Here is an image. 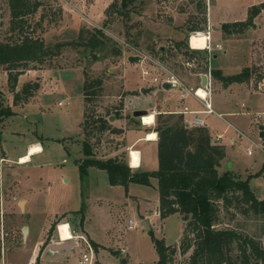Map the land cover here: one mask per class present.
Here are the masks:
<instances>
[{
	"label": "rangeland",
	"instance_id": "obj_1",
	"mask_svg": "<svg viewBox=\"0 0 264 264\" xmlns=\"http://www.w3.org/2000/svg\"><path fill=\"white\" fill-rule=\"evenodd\" d=\"M11 1L0 0V41L20 40L25 35L39 37L44 39L49 53L44 61L30 62L22 69L17 82L20 99L16 104V89L10 86L8 70L0 68L5 102L17 105L15 108L22 111L18 116L15 113L6 117L2 123L0 264H25L33 256L34 264L41 261L42 264H84L80 258L85 252L91 253L89 242L94 252L93 264H159L152 233L176 248L169 264H195L194 245L186 251L183 249L186 236L183 216L176 213L166 221L159 213L157 177L151 176L148 184L112 185L105 169L93 165L82 174L78 161L86 157L83 150L86 140L92 144L98 158L119 157L130 166L138 167L140 162L133 164V151L137 149L130 148L131 143L139 134L155 128L161 113L163 118L171 116L173 120L183 115L186 125L183 113L157 111L155 123L147 127L134 111H155L149 110L146 96L140 90L141 86L154 84L153 76L161 69L150 59L158 60L185 80L191 73L206 69L202 59L204 51L191 54L190 44L189 47L179 45L177 40L166 36H179L171 26L177 27L173 12L184 13L178 16L182 23L179 27L184 28L188 36L197 30L188 31L187 27L202 28L198 31L206 34L213 31L208 22L205 23L207 0H41L37 10L19 16L14 15ZM262 2L264 0H211L210 20L221 26L224 22L246 19L251 7ZM126 11L129 16L124 15ZM100 29L102 33L97 31ZM94 34L103 43L92 51L86 44ZM217 40L222 42L223 49L214 48ZM59 43L62 45L57 46ZM210 44L213 51L207 66L223 64L229 73L248 66L252 76V82L247 83L249 87L236 89L228 96L223 94L231 91L225 90L226 82L214 78L212 99L216 110L240 111L233 115L226 113L225 119L207 114L213 132L223 133L222 142L227 144L228 159L222 161L224 165L219 167V173L231 170L236 178L249 179L256 194L264 198V151L255 146L253 154L248 153V146L255 144L253 142L264 144V80L259 83L264 76V11L250 27L244 26L239 32L227 31L223 24L222 31H215ZM214 52L217 58H212ZM130 56L139 59L130 60ZM188 62H195L196 66ZM25 86L28 87L24 91ZM85 87L89 92L87 97ZM252 87L263 90L252 92L249 90ZM49 89L57 91L46 92ZM27 90L32 93L29 97H26ZM46 94L50 95L44 96ZM83 97L86 115L93 121L86 129L83 128ZM242 102L247 103L245 109ZM247 110L253 113L241 112ZM100 118H106L110 128L100 130V121L94 122ZM226 119L242 129L244 135ZM203 127L208 128V125ZM211 136L216 142L215 136ZM31 140H40L45 152L34 155L33 162L19 163V154ZM137 146L143 152L140 171L156 170L158 147L147 141ZM27 198L29 213L26 212ZM59 211L36 256L35 242L43 236L49 217ZM231 212L236 211H221L217 227L234 228L264 244V213L248 216ZM131 220L135 222L133 228L129 227ZM25 226H28L27 232ZM77 231L83 232L89 242L77 238ZM58 235L61 239L73 238L69 242L77 241V245L62 254L46 251L41 258L42 251L54 243ZM189 237L193 238L194 233H189ZM91 239L99 244L98 248Z\"/></svg>",
	"mask_w": 264,
	"mask_h": 264
},
{
	"label": "trees",
	"instance_id": "obj_2",
	"mask_svg": "<svg viewBox=\"0 0 264 264\" xmlns=\"http://www.w3.org/2000/svg\"><path fill=\"white\" fill-rule=\"evenodd\" d=\"M31 1L12 0L14 15L19 16L37 10L41 0ZM263 9L264 2L253 5L247 20L224 24V29L239 32L244 26L250 27V23H253ZM128 12H124V15L129 16ZM232 26L234 30H231ZM191 30L198 31L202 28H191ZM97 31L102 33L101 29ZM102 43L103 41L94 34L86 45L95 51ZM178 44L189 47V36ZM61 45L59 43L57 46ZM202 51L205 52L202 59L207 68L208 50L191 48V54ZM48 53L49 49L44 39L39 37L25 35L20 40L0 41V68L5 67L8 70L10 86L16 89L15 104L20 99L17 82L22 69L30 62L44 61ZM213 74L215 78L226 83L245 82L251 77L248 68L231 75H224L219 69L214 68ZM97 83L101 84V80ZM27 87L25 86L23 90L25 91ZM31 94L28 91L26 97ZM84 94L86 97L89 95L86 87ZM15 113L12 105L5 102L4 91L0 85V154L4 153L2 123L6 117ZM84 117L83 128L86 129L93 121L89 120L86 111ZM183 117L179 115L177 120H173L171 116L163 118V114H160L154 128L158 132L159 167L156 170L133 171L134 168L129 162L119 157L98 158L94 154L92 144L85 140L83 150L86 157L78 161L81 173H87L89 166L95 165L108 172L112 185L125 186L130 182L148 184L151 176L157 177L161 217L166 218L176 213L183 216L186 221L183 249L186 251L194 245L192 259L195 264H264V244L259 239L234 228L217 227L221 221V211L229 212L230 209H234L236 212H231L233 215L237 212L248 216L263 214L264 198L256 194L249 179L236 178L231 170L219 173V167L222 166V161L227 155L225 146L212 141V136L206 127L192 129L186 127ZM96 121H100L98 126L100 130L110 128L106 118L94 120ZM189 233H194V237L190 238ZM152 237L159 254L158 263L169 264L170 256L176 248L169 246L164 239L157 238L153 233ZM92 242L95 248L99 247L97 242Z\"/></svg>",
	"mask_w": 264,
	"mask_h": 264
},
{
	"label": "crops",
	"instance_id": "obj_3",
	"mask_svg": "<svg viewBox=\"0 0 264 264\" xmlns=\"http://www.w3.org/2000/svg\"><path fill=\"white\" fill-rule=\"evenodd\" d=\"M210 4H211V0H210V2L208 3V5H207V3H206V6H207V9H208V11L207 12H205L206 14H207V17L205 18V23H207L208 22V26L210 27H212L213 28V31H210V35H211V37H212V39H213V37H214V33H215V31L216 32H218V33H220L221 31H222V25L223 24H228V23H233V22H236V21H245V20H247V17H248V15L249 14H247V17H246V19H235L234 21H229V22H224L221 26H219V25H217V24H215V23H213L211 20H210ZM209 6V7H208ZM264 11V9L262 10V12ZM204 13V14H205ZM182 14H184L183 12H180V13H175V12H173V13H171V15H173V17H174V19H175V21H174V23L177 25V27L175 28V25L173 26V25H171L174 29H175V31L179 34V36L177 37V36H173V35H167L166 37H170V38H174L175 40H177V42H179V41H181V40H184L188 35H187V33H186V30L184 29V28H180L179 27V25H181V27H182V23H180L179 21H178V16L179 15H182ZM259 16V15H258ZM258 16L255 18V20H254V22L257 20V18H258ZM149 21H151V20H149ZM148 23H151V22H148ZM161 27H162V25H161ZM193 28H195V27H193ZM231 28H234L233 26L231 27ZM186 29H188V31L190 30L191 31V28H186ZM259 29V28H258ZM209 30V29H208ZM207 31V30H206ZM157 33H161V32H159V31H157ZM257 33H258V31H257ZM192 35V34H191ZM191 35H189V39H190V36ZM219 37V36H218ZM228 38H230V37H228ZM232 39V38H231ZM216 43H219V44H221L222 45V49H223V44H222V42L220 41V40H217L216 42H215V44ZM195 49H199V48H195ZM200 49H203V48H200ZM226 53V52H225ZM131 57V56H130ZM218 57V54L216 53V52H214V55H212V58H217ZM213 60V59H212ZM247 60V58L245 59V60H243V62L245 63V61ZM236 61V60H235ZM210 62H211V60H210ZM238 62V61H237ZM239 64V66L240 67H243L244 65L242 64V63H238ZM211 65V64H210ZM223 65V64H222ZM217 65V66H212V68L214 69H219L224 75H231V74H236V73H238V72H241L244 68H249L248 66H244V68L243 69H241L240 71H238V72H236V73H229L228 71H227V69H226V66L225 65ZM192 69L193 68H191V71H192ZM206 70V69H205ZM204 70V71H205ZM204 71H196V72H194V73H191L190 74V76L189 77H187V79L185 80L184 79V81H185V83L189 86V87H199V86H202L203 85V83H202V76L204 75L203 74V72ZM214 75V74H213ZM214 78H215V76H214ZM263 80H264V76L262 77V80H260L259 81V83L260 82H263ZM250 82H252V76L250 77V79L249 80H247V81H245V82H227V83H225V90H228V89H230L231 91H229V92H226V93H223L224 95H226V96H228L229 95V93H232L234 90H236V89H240V88H244V87H249L248 85H247V83H250ZM258 83V84H259ZM45 83H43V86H44V88L46 89V84L44 85ZM235 87H238V88H235ZM142 89H145V92H143V90ZM174 88H171V87H164V86H160L159 84H157V83H154V84H149L148 86L147 85H144V86H141L140 87V90H142L141 92L143 93V95H145L146 96V100L145 101H147V103L146 104H148L149 105V110L151 111V110H155L153 113H155V115H156V113H157V111H161V112H165V113H173V112H180L181 113V111L184 109V107L185 106H188L189 108H191L192 110H203L204 108H205V106H204V104L198 99V98H196L195 96H193V95H188V96H186L184 99H182L181 98V95H180V92L179 91H177V89L175 90V91H177V92H179V99H177V93L173 90ZM250 91H252L253 92V90H257V91H262L263 89H262V87H260V88H258V89H255V88H250L249 89ZM49 91L53 94L55 91H57V90H52V89H49V90H47L46 92H48L49 93ZM169 92H171V94H170V96L168 95V93ZM228 94V95H227ZM47 95H50V94H46V95H44V96H47ZM83 95V94H82ZM42 99H43V97H42ZM41 99V100H42ZM212 101H213V99H212ZM60 102H61V100L59 101V104H60ZM69 102V101H68ZM63 103V102H62ZM83 107H84V114H83V119H84V115H85V104H84V97H83ZM213 104H214V108H215V102H213ZM12 105V108L14 109V111L16 112V115L15 116H18L22 111H20V109H16L15 108V106H17V105H13V104H11ZM241 106L245 109L246 107H247V103L246 102H242L241 103ZM22 110H25L26 108H21ZM215 110H216V108H215ZM221 110V109H220ZM242 113H253L252 111H241ZM218 113H221L222 114V116H219L218 115ZM226 113H228V115L229 114H239L240 113V111H228V112H223V111H219L218 109L216 110V113H213V114H217L219 117H222V118H224L225 119V115H226ZM258 113V112H257ZM202 117H204L205 119H206V121H207V125H208V128L210 129V132H211V134L212 135H214L215 136V139H216V142H219V141H221L222 142V139H223V133H218V134H216V132H213V129H212V125H210V123H209V117H207V114H205V113H201L200 114ZM209 115H211V114H209ZM185 116H187V117H191V116H193V114H191V113H187ZM83 119L81 120V122L83 121ZM227 120V119H226ZM155 121H156V118H155ZM228 121V120H227ZM229 122V121H228ZM229 124L230 125H232V126H234V128H236V129H238L239 130V133L241 132V133H243V135H244V131L242 130V129H240L239 127H237L234 123H232L231 121L229 122ZM152 125L153 124H146V126L147 127H152ZM262 128H264V126L262 125ZM152 131H155L154 130V128H152V129H150V130H147L145 133H143V134H139L135 139H134V142H132L130 145H131V147L130 148H135V149H137V150H139V152H140V156H141V160H140V165L138 166V167H134L133 166V168H137L138 170H140V168H142V166H143V152H142V150L137 146V144L138 143H140V142H142V141H147L148 143H150V144H154L156 147H158V142H157V139H158V136H157V138L156 139H146V136H147V134L149 133V132H152ZM13 132H16V131H13ZM16 133H19V132H16ZM157 135H158V132H157ZM218 136H222L221 138H219ZM236 139V137H234V140ZM35 144H40L41 145V147L43 148V150L41 151V152H37V153H35V154H33L32 155V157H31V160L30 161H27V162H24V163H29V162H33V157H34V155H36V154H39V153H43V152H45V148H44V145L42 144V142L40 141V140H31V141H29L28 143H27V145H26V147H23V149H22V151H21V153L19 154V156H18V162H19V159H20V157L21 156H23V155H25V154H29V152H30V148H31V146L32 145H35ZM222 144L225 146V148H226V152H227V155H226V159H228V151H227V144L225 143L224 144V142H222ZM251 145V144H250ZM136 146V147H135ZM138 147V148H137ZM131 150V149H130ZM130 152V155H131V151H129ZM131 158V157H130ZM7 160H9V161H12V160H10L9 159V157H7L6 158ZM19 163H21V162H19ZM224 163V162H223ZM222 163V166L224 165ZM228 163V162H227ZM230 166H233L232 165V163H231V165ZM20 173V172H19ZM65 180H68V179H65ZM48 188H50V185H48ZM253 188V187H252ZM254 189V188H253ZM26 203L28 204V205H26V212L27 213H29V208H28V206H29V199L27 198L26 199ZM62 212V211H61ZM159 213H160V210H159ZM59 214H60V211L59 212H56V214L54 215V216H50L49 217V219H48V221H47V224L45 225V227H44V231H43V236L39 239V240H37L36 242H35V244H34V248H35V255L37 256V253L36 252H38L39 253V249L41 248L40 247V245L41 244H43V241H44V238H45V234H46V232L49 230V228H50V226H51V222H54L55 220H57L58 219V217H59ZM174 215V214H173ZM31 216V215H30ZM170 216H172V215H170ZM170 216H168V217H166V218H163V219H165L166 221H167V219H169V217ZM66 222H69L70 223V226H71V230H72V232H73V229H72V223L68 220V221H66ZM135 223V222H134ZM59 224V223H58ZM58 227V226H57ZM78 232V231H77ZM77 238L79 237V238H84L85 240H87L85 237H84V233L83 232H78V235L76 236ZM67 239H69V238H67V237H65V239L63 238V239H61V237H60V235H58V237H57V239L54 241V243H52V244H50L49 246H51V245H63V246H66V245H70V248H62L61 250H57V249H52V248H49V246H47V248L44 250V251H42V253L40 254V257L42 258V256H43V253L44 252H46V251H50V250H53V251H56V252H59V253H66V252H68L71 248H73L75 245H77V241H75V242H69V241H71L72 239H69V240H67ZM92 241H93V239H91ZM87 242H89L88 240H87ZM89 244H91L90 242H89ZM93 261H94V252H93ZM41 258H40V261H41ZM81 259V258H80ZM34 256L31 258V261L29 262V263H25V264H34ZM102 264H105L106 262H101ZM41 264H42V261H41ZM84 264H88V263H84ZM106 264H108V263H106Z\"/></svg>",
	"mask_w": 264,
	"mask_h": 264
},
{
	"label": "built area",
	"instance_id": "obj_4",
	"mask_svg": "<svg viewBox=\"0 0 264 264\" xmlns=\"http://www.w3.org/2000/svg\"><path fill=\"white\" fill-rule=\"evenodd\" d=\"M209 3L210 0H207ZM200 31H196V33H199ZM208 43L207 46L203 49L208 50L209 55L212 53L213 48L211 46V35L208 33ZM191 37L189 39V44L192 48H194L191 44ZM214 48L217 49H222V45L217 43ZM148 58V57H146ZM150 59V58H149ZM154 64H156L160 69V72L157 75L153 76V81L160 86H164V84H169L171 88L177 89L180 92L181 98L184 99L188 95H193L196 98H198L205 106L203 110H192L188 106H185L184 109L181 111L183 114L191 113L193 116L187 117L185 116V121H186V127L188 128H194V127H203L207 126V121L204 117H202L200 114L205 113V114H213L216 113V110L214 108V104L212 101V92H213V81H214V75H213V68L209 64L207 66L206 70L203 72L204 75H206V83L202 86L199 87H189L184 79L180 78L177 74H175L172 71H169L168 69L165 68L164 65L161 64L158 60L155 59H150ZM188 64L192 67L196 66L195 62H188ZM203 89L205 91V95L200 94V90ZM62 104V101L60 102ZM219 116H222L221 113H218ZM155 123V122H154ZM153 123V124H154ZM241 133V132H240ZM243 135V133H241ZM221 138L222 136H218ZM255 144H251L248 146V153L253 154L254 152V147H259L264 151V144H259L256 142H253ZM131 162V161H130ZM59 226V224H58ZM129 227L133 228L135 227V223L133 220L130 221ZM58 228V227H57ZM88 246L91 249V253H83L80 262L82 263H88V264H93V252H92V246L91 244L88 243ZM138 264H144V263H138Z\"/></svg>",
	"mask_w": 264,
	"mask_h": 264
},
{
	"label": "bare ground",
	"instance_id": "obj_5",
	"mask_svg": "<svg viewBox=\"0 0 264 264\" xmlns=\"http://www.w3.org/2000/svg\"><path fill=\"white\" fill-rule=\"evenodd\" d=\"M200 32L192 34L191 44L193 43V45L198 46V47L204 46V48H205L207 46L209 37L205 32H203V33H200ZM195 46H193V47L195 48ZM199 92H200V94L205 95V91L203 89H201ZM141 118H142L144 124H153L155 122V113H152V112L146 113ZM157 136H158L157 132L152 131V132H149L147 134L146 139H156ZM42 150H43V148L41 147L40 144L32 145L30 148L29 154H25V155L21 156L19 159V162L24 163V162L30 161L33 154H35L37 152H41ZM133 154H134L133 156H135V159L133 160V164L139 163L140 158H141V156L139 155L140 152L138 150H134ZM130 157H131V155H130ZM130 161H131V158H130Z\"/></svg>",
	"mask_w": 264,
	"mask_h": 264
},
{
	"label": "water",
	"instance_id": "obj_6",
	"mask_svg": "<svg viewBox=\"0 0 264 264\" xmlns=\"http://www.w3.org/2000/svg\"><path fill=\"white\" fill-rule=\"evenodd\" d=\"M136 59H139V57L138 56H131L130 57V60H136ZM206 79H207L206 75H203L202 76L203 85L206 83ZM164 87H170V86H169V84H164ZM142 90H143V92H145V89H142ZM146 113H148L147 109H136L134 111V115L137 116V117H142ZM147 226H149V224ZM24 230L27 232L28 226H25ZM49 248L61 250L62 248H70V245H66V246H63V245H51V246H49Z\"/></svg>",
	"mask_w": 264,
	"mask_h": 264
}]
</instances>
